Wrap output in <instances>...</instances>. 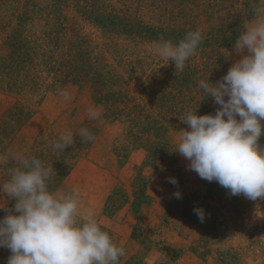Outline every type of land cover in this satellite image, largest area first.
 <instances>
[{
	"label": "rangeland",
	"instance_id": "rangeland-1",
	"mask_svg": "<svg viewBox=\"0 0 264 264\" xmlns=\"http://www.w3.org/2000/svg\"><path fill=\"white\" fill-rule=\"evenodd\" d=\"M262 4L0 0V186L22 155L52 166L50 190H79L82 210L126 249L119 264H264V199L232 196L176 152L185 113L219 107L199 81L215 84L240 58L235 41ZM197 29L204 39L182 72L154 51ZM68 131L74 145L55 150ZM14 203L0 189V205ZM192 207L205 211L202 221ZM10 255L0 247V264Z\"/></svg>",
	"mask_w": 264,
	"mask_h": 264
},
{
	"label": "clouds",
	"instance_id": "clouds-1",
	"mask_svg": "<svg viewBox=\"0 0 264 264\" xmlns=\"http://www.w3.org/2000/svg\"><path fill=\"white\" fill-rule=\"evenodd\" d=\"M254 19L235 41L234 52L240 57L226 75L215 84L201 79L199 87L219 107L215 114L197 115L187 111L176 152L189 161L188 169L206 181H216L232 196L264 199V4L253 8ZM204 36L197 29L178 43L161 40L156 54L170 60L175 71L182 72ZM65 98L68 94L62 93ZM91 118L99 113L88 109ZM78 135L95 139L87 128ZM73 133H61L53 142L55 150L74 145ZM0 163H7L0 156ZM35 156L22 155L19 167L9 169L10 179L0 189L15 201L12 209L0 205L7 214L0 218V247L10 250L7 264H119L126 255L102 230L91 209L82 210L78 189L70 193L49 188L54 173ZM168 182L177 184L175 178ZM179 199V192L173 193ZM204 219L202 209H194Z\"/></svg>",
	"mask_w": 264,
	"mask_h": 264
},
{
	"label": "trees",
	"instance_id": "trees-1",
	"mask_svg": "<svg viewBox=\"0 0 264 264\" xmlns=\"http://www.w3.org/2000/svg\"><path fill=\"white\" fill-rule=\"evenodd\" d=\"M91 16H92V15H89L90 18H91ZM101 19H103V17H101ZM106 19H107V18H106ZM20 47H21V43H18V44H16V45L14 46L15 50H17V51L20 49ZM15 50H14V51H15ZM192 203L195 205V204L197 203V201L195 200V201H193ZM195 209H196V208H195ZM187 212L192 213L193 218H194V217H197V218H198V216L196 215V213H195L193 207L190 208ZM203 212H205V211H203Z\"/></svg>",
	"mask_w": 264,
	"mask_h": 264
}]
</instances>
